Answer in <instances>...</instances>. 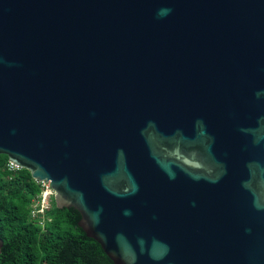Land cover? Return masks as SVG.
Masks as SVG:
<instances>
[{"label":"water","instance_id":"obj_1","mask_svg":"<svg viewBox=\"0 0 264 264\" xmlns=\"http://www.w3.org/2000/svg\"><path fill=\"white\" fill-rule=\"evenodd\" d=\"M0 155L114 264H264V0H0Z\"/></svg>","mask_w":264,"mask_h":264},{"label":"trees","instance_id":"obj_2","mask_svg":"<svg viewBox=\"0 0 264 264\" xmlns=\"http://www.w3.org/2000/svg\"><path fill=\"white\" fill-rule=\"evenodd\" d=\"M0 155V264H114L79 227L74 208L51 207L35 214L44 187L26 169L10 171Z\"/></svg>","mask_w":264,"mask_h":264},{"label":"built area","instance_id":"obj_3","mask_svg":"<svg viewBox=\"0 0 264 264\" xmlns=\"http://www.w3.org/2000/svg\"><path fill=\"white\" fill-rule=\"evenodd\" d=\"M7 167H8V169L10 170V171H15V170H19V169H21V168H19L18 166H16V165H14L13 163H9L8 162V164H7ZM42 184V186L43 187H46L47 189H49V192H47V190H45L44 189V192L42 193V194H46V193H49V195L50 196H54V192H53V190H52V188H51V185H50V183L48 182V183H45V182H43V183H41ZM44 194V195H45ZM39 205H40V207L42 206V203H41V201L39 202ZM51 207V206H50ZM50 207H48L47 209H49ZM47 209H43L42 210V208H38V204H36L35 205V211L33 212V213H35V214H44L45 213V211L47 210Z\"/></svg>","mask_w":264,"mask_h":264},{"label":"rangeland","instance_id":"obj_4","mask_svg":"<svg viewBox=\"0 0 264 264\" xmlns=\"http://www.w3.org/2000/svg\"><path fill=\"white\" fill-rule=\"evenodd\" d=\"M44 189L47 190V192H49V189H47L46 187H44ZM44 194H42L41 196H39V198L41 197V203H42V206L39 207V209L42 208V210L43 209L45 210L48 207H50L51 206V203H52V200L54 198V196L47 195L49 193H46L45 195Z\"/></svg>","mask_w":264,"mask_h":264},{"label":"bare ground","instance_id":"obj_5","mask_svg":"<svg viewBox=\"0 0 264 264\" xmlns=\"http://www.w3.org/2000/svg\"><path fill=\"white\" fill-rule=\"evenodd\" d=\"M47 195H49V194H47Z\"/></svg>","mask_w":264,"mask_h":264}]
</instances>
